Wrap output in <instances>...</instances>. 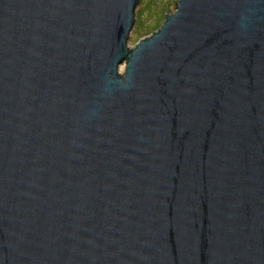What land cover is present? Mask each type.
Segmentation results:
<instances>
[{
    "label": "water",
    "instance_id": "water-1",
    "mask_svg": "<svg viewBox=\"0 0 264 264\" xmlns=\"http://www.w3.org/2000/svg\"><path fill=\"white\" fill-rule=\"evenodd\" d=\"M139 1L0 0V264H264V0Z\"/></svg>",
    "mask_w": 264,
    "mask_h": 264
},
{
    "label": "rangeland",
    "instance_id": "rangeland-1",
    "mask_svg": "<svg viewBox=\"0 0 264 264\" xmlns=\"http://www.w3.org/2000/svg\"><path fill=\"white\" fill-rule=\"evenodd\" d=\"M165 1H168V5H167V7H165L166 8L165 14L167 15L169 13H173L175 11L174 5L176 4V2L178 0H150V3L151 4L153 3V4H152V6H150V8L148 7L146 9V10H148V12L147 11H143V12L141 11V14L143 15L142 18H144V20H143L144 24L143 23L141 24L139 22H138L139 24L136 23L135 19H137L138 16L135 14V19H134L135 24H134L131 32H129V35H128L129 36L128 46L135 45L136 42L140 38H145V37L150 36L151 33L150 32L148 33L146 31V29H143V25L146 24L148 27H153L154 24L155 25L157 24V21H159L161 24V20L164 17L163 15H162L163 16L162 18L157 19L156 22H154V21H155V18H157L158 12L159 13L161 12V6L160 5H162V3H164ZM135 11L138 15L140 14L139 8L138 9L135 8ZM163 20H162V24H163ZM140 32H142V33H140ZM120 70H123V66L120 67Z\"/></svg>",
    "mask_w": 264,
    "mask_h": 264
},
{
    "label": "trees",
    "instance_id": "trees-1",
    "mask_svg": "<svg viewBox=\"0 0 264 264\" xmlns=\"http://www.w3.org/2000/svg\"><path fill=\"white\" fill-rule=\"evenodd\" d=\"M141 2V3H140ZM176 2V1H175ZM153 4V3H152ZM152 4L150 3V0H140L139 1V5H137L136 6V9H138L139 8V11H140V14L138 15L137 13H136V15L138 16V18L137 19H135V21H136V23L137 24H139V23H143V20H144V18H142V14H141V11L143 12V11H147L148 12V10H146L148 7L150 8V6H152ZM167 5H168V1H165L164 3H162V5H160L161 6V12L159 13L158 12V15H157V18H155V21L154 22H156V20L157 19H160V18H162L163 16V18H162V20L163 19H165V17H166V14H165V11H166V8L165 7H167ZM144 9V10H143ZM163 15V16H162ZM162 20H161V24H162ZM139 22V23H138ZM144 24V23H143ZM161 24H160V22L159 21H157V24L155 25H153V27H148L146 24L145 25H143V29H146V31L149 33H152L153 31H155L157 28H159V26H161ZM146 32V33H147ZM140 33H142V32H140ZM139 33V34H140Z\"/></svg>",
    "mask_w": 264,
    "mask_h": 264
}]
</instances>
